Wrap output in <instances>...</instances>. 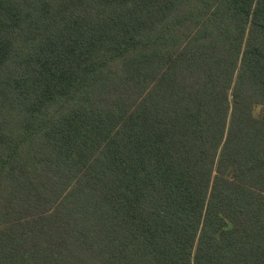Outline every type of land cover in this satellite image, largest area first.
<instances>
[{
    "label": "trees",
    "instance_id": "obj_1",
    "mask_svg": "<svg viewBox=\"0 0 264 264\" xmlns=\"http://www.w3.org/2000/svg\"><path fill=\"white\" fill-rule=\"evenodd\" d=\"M0 264H264V0H0Z\"/></svg>",
    "mask_w": 264,
    "mask_h": 264
}]
</instances>
